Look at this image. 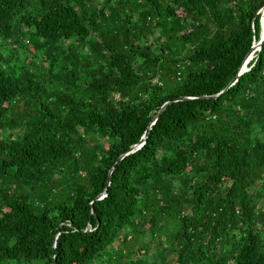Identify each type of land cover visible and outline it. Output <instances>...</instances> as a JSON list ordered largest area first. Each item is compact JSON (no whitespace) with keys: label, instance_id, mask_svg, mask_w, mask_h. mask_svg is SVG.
<instances>
[{"label":"trees","instance_id":"obj_1","mask_svg":"<svg viewBox=\"0 0 264 264\" xmlns=\"http://www.w3.org/2000/svg\"><path fill=\"white\" fill-rule=\"evenodd\" d=\"M263 8L0 0V264H264Z\"/></svg>","mask_w":264,"mask_h":264},{"label":"water","instance_id":"obj_2","mask_svg":"<svg viewBox=\"0 0 264 264\" xmlns=\"http://www.w3.org/2000/svg\"><path fill=\"white\" fill-rule=\"evenodd\" d=\"M263 12H264V8L259 12L260 14H262V18H261V23H262V35H261V40L256 43L251 51L249 52V54L247 55L244 63H243V66L242 68L240 69V72L238 74V76L229 84V86L222 92L220 93L219 95L217 96H214V98H218L219 96H221L223 93L227 92L232 86H234L237 81H238V78L240 75H242L243 73L247 72L249 70L248 68V64L249 62L253 59L254 55L256 52H260L261 51V48H262V45L264 43V15H263ZM189 98L187 97H180L174 101H170V102H167L163 107L162 109L157 113V115L153 118L152 122L150 123V126L149 128L147 129L145 135L143 136L142 140L140 141L139 144H137L136 146H134L130 152L122 155L119 159V161L117 162V164L123 159L125 158L127 155L139 150L141 147H143V145L145 144L147 138H148V135H149V132L152 128V126L157 122V120L159 119V117L161 116L162 112L167 108V106H169L170 104L174 103V102H178V101H184V100H188ZM116 164V165H117ZM115 170V167H113V169L110 171V174H109V179H108V186L110 185L111 183V179H112V174H113V171ZM106 196V192L104 194H102L100 197H98L97 199L100 200L102 197ZM89 231L91 230V227L89 226ZM54 264H55V261H54Z\"/></svg>","mask_w":264,"mask_h":264},{"label":"bare ground","instance_id":"obj_3","mask_svg":"<svg viewBox=\"0 0 264 264\" xmlns=\"http://www.w3.org/2000/svg\"><path fill=\"white\" fill-rule=\"evenodd\" d=\"M263 15H264V12H263Z\"/></svg>","mask_w":264,"mask_h":264},{"label":"built area","instance_id":"obj_4","mask_svg":"<svg viewBox=\"0 0 264 264\" xmlns=\"http://www.w3.org/2000/svg\"><path fill=\"white\" fill-rule=\"evenodd\" d=\"M254 58V57H253Z\"/></svg>","mask_w":264,"mask_h":264}]
</instances>
